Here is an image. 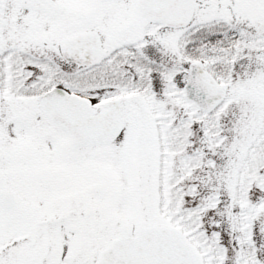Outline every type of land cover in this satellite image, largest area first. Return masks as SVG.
<instances>
[{"label":"snow or ice","instance_id":"1","mask_svg":"<svg viewBox=\"0 0 264 264\" xmlns=\"http://www.w3.org/2000/svg\"><path fill=\"white\" fill-rule=\"evenodd\" d=\"M0 264H264V0H0Z\"/></svg>","mask_w":264,"mask_h":264}]
</instances>
